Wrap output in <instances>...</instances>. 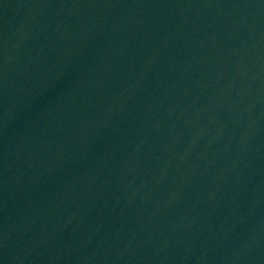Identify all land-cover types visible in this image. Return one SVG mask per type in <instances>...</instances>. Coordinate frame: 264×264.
<instances>
[{"label":"water","instance_id":"95a60500","mask_svg":"<svg viewBox=\"0 0 264 264\" xmlns=\"http://www.w3.org/2000/svg\"><path fill=\"white\" fill-rule=\"evenodd\" d=\"M159 0H0V213L87 113Z\"/></svg>","mask_w":264,"mask_h":264}]
</instances>
